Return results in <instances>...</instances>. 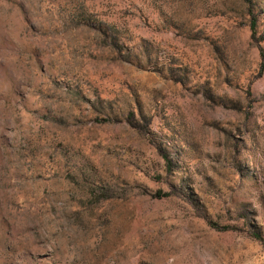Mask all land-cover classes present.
Instances as JSON below:
<instances>
[{
  "label": "rangeland",
  "instance_id": "obj_1",
  "mask_svg": "<svg viewBox=\"0 0 264 264\" xmlns=\"http://www.w3.org/2000/svg\"><path fill=\"white\" fill-rule=\"evenodd\" d=\"M0 264H264V0H0Z\"/></svg>",
  "mask_w": 264,
  "mask_h": 264
},
{
  "label": "trees",
  "instance_id": "obj_2",
  "mask_svg": "<svg viewBox=\"0 0 264 264\" xmlns=\"http://www.w3.org/2000/svg\"><path fill=\"white\" fill-rule=\"evenodd\" d=\"M254 24H255V23H254ZM254 24H253V25H254Z\"/></svg>",
  "mask_w": 264,
  "mask_h": 264
}]
</instances>
